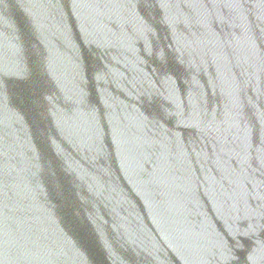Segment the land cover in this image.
I'll return each mask as SVG.
<instances>
[{
	"label": "water",
	"instance_id": "95a60500",
	"mask_svg": "<svg viewBox=\"0 0 264 264\" xmlns=\"http://www.w3.org/2000/svg\"><path fill=\"white\" fill-rule=\"evenodd\" d=\"M0 264H264V0H0Z\"/></svg>",
	"mask_w": 264,
	"mask_h": 264
}]
</instances>
